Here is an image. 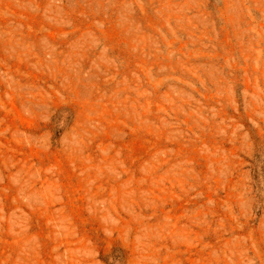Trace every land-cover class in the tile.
<instances>
[{
  "label": "rangeland",
  "instance_id": "1",
  "mask_svg": "<svg viewBox=\"0 0 264 264\" xmlns=\"http://www.w3.org/2000/svg\"><path fill=\"white\" fill-rule=\"evenodd\" d=\"M0 264H264V0H0Z\"/></svg>",
  "mask_w": 264,
  "mask_h": 264
}]
</instances>
